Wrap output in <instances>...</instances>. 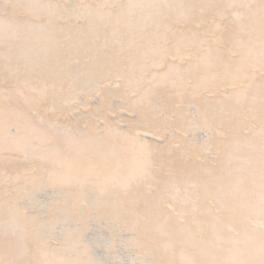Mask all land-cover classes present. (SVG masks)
I'll use <instances>...</instances> for the list:
<instances>
[{
	"label": "snow or ice",
	"instance_id": "1",
	"mask_svg": "<svg viewBox=\"0 0 264 264\" xmlns=\"http://www.w3.org/2000/svg\"><path fill=\"white\" fill-rule=\"evenodd\" d=\"M0 264H264V0H0Z\"/></svg>",
	"mask_w": 264,
	"mask_h": 264
}]
</instances>
